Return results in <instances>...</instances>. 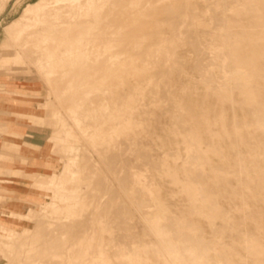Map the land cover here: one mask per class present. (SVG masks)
I'll list each match as a JSON object with an SVG mask.
<instances>
[{"label":"rangeland","instance_id":"374dc122","mask_svg":"<svg viewBox=\"0 0 264 264\" xmlns=\"http://www.w3.org/2000/svg\"><path fill=\"white\" fill-rule=\"evenodd\" d=\"M253 104L264 0H0V264H181L148 221L159 202L211 260L264 264Z\"/></svg>","mask_w":264,"mask_h":264},{"label":"bare ground","instance_id":"6f19581e","mask_svg":"<svg viewBox=\"0 0 264 264\" xmlns=\"http://www.w3.org/2000/svg\"><path fill=\"white\" fill-rule=\"evenodd\" d=\"M232 77L234 78V84L236 86L239 85L241 88L245 89L246 92L247 91L250 92L249 90H250V77L251 76H249L248 71L246 70V68L241 63H233ZM251 88H252V86H251ZM250 95H252L251 92H250ZM248 97H250V96H248ZM252 97H253V95H252ZM252 97H250V98H252ZM250 100L252 102L253 99H250ZM250 100H249V102H250ZM251 102H250V104H251ZM253 103H255V102H253ZM255 105L253 104V106H255ZM254 114L257 118L256 119L257 123L264 127V109L257 104L255 107ZM190 143H191V146H190L191 147V155H193V154L198 155L199 152L197 154V152L195 153V151H200V147H201L200 140L196 136H193L190 138ZM192 159H194V158H192ZM197 160H199V162L202 163L205 159L200 154V155H198ZM191 163H192V161H191ZM200 166H202V164H200ZM192 185H193L192 187H194V186L197 187V189H195L196 187H194V189L196 191L195 195H196V199L198 200V203H200L203 207L208 206V204H209L208 201H209L211 192L206 190L204 182H202L201 179L194 178L192 181ZM188 188H191V186ZM158 205H160L159 207H161V209L158 210L155 214L149 215L148 221L152 225V227H153L154 231L156 232L159 240H161V242L163 244H165L166 246L169 247L170 252L174 256L175 259H177L178 261H181V264H201V262H204L206 264H218L215 260L210 259L208 251L211 249V247L209 246L210 244L206 240L201 238L199 240L194 241V239L192 237L193 226L191 224L185 223L180 218H177L176 216H174L167 208H164V206L162 205V202H159ZM216 206H211L210 209H214V208L216 209ZM179 222L188 226V229H190V231L183 233V234H176L175 228H176V224ZM242 234H245V233L243 232ZM254 236H252V235L247 236V242L254 250H257L261 246L259 245V241L257 240L256 236L255 237ZM158 243H160V242H158ZM191 243H193V244H191ZM154 248L156 251L160 252L159 251L160 245H156ZM257 251H261V250H257ZM262 255L264 256V253H262ZM259 256H261V254Z\"/></svg>","mask_w":264,"mask_h":264}]
</instances>
